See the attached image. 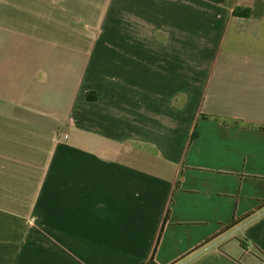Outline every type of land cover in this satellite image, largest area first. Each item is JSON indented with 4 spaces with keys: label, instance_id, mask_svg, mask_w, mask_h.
Returning <instances> with one entry per match:
<instances>
[{
    "label": "crops",
    "instance_id": "obj_1",
    "mask_svg": "<svg viewBox=\"0 0 264 264\" xmlns=\"http://www.w3.org/2000/svg\"><path fill=\"white\" fill-rule=\"evenodd\" d=\"M263 129L264 0H0V264H264Z\"/></svg>",
    "mask_w": 264,
    "mask_h": 264
},
{
    "label": "trees",
    "instance_id": "obj_2",
    "mask_svg": "<svg viewBox=\"0 0 264 264\" xmlns=\"http://www.w3.org/2000/svg\"><path fill=\"white\" fill-rule=\"evenodd\" d=\"M235 15H237V16H244V17H246L247 16V14H246V12L244 11H241V10H236L235 11ZM264 130V129H263ZM240 222H242V220H240V221H235L231 226L232 227H235L237 224H239ZM149 264H157V263H155L154 262V259H152L150 262H149Z\"/></svg>",
    "mask_w": 264,
    "mask_h": 264
},
{
    "label": "built area",
    "instance_id": "obj_3",
    "mask_svg": "<svg viewBox=\"0 0 264 264\" xmlns=\"http://www.w3.org/2000/svg\"><path fill=\"white\" fill-rule=\"evenodd\" d=\"M64 139H67V136H65V138Z\"/></svg>",
    "mask_w": 264,
    "mask_h": 264
}]
</instances>
